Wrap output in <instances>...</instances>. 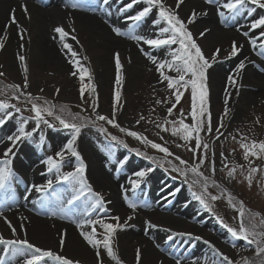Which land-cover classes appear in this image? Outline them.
<instances>
[{"label": "rangeland", "instance_id": "rangeland-1", "mask_svg": "<svg viewBox=\"0 0 264 264\" xmlns=\"http://www.w3.org/2000/svg\"><path fill=\"white\" fill-rule=\"evenodd\" d=\"M86 1L87 0H80L81 8L89 9L85 4ZM131 2L132 0H128L126 2H122L121 0L119 5L120 9H122L121 4H128ZM166 2L169 5L175 4V0H166ZM224 2H226V0H219V3ZM42 4L46 7L49 6L48 2H43ZM112 5L113 2L111 1L107 4L99 3L98 5H94V8H101L102 10L107 7V9H110ZM206 5L213 9L216 8V6H210L208 4ZM135 6L136 10L134 9V11H130L126 16L136 15L146 5L141 2L139 4H135ZM192 10L193 9L190 8L188 4H182L179 9V14L182 18L186 19ZM248 13H251V15ZM225 15L228 17L227 22L229 26L225 27L224 23L221 22L222 18L218 16L219 23L225 27L228 32L237 33V26H240L243 23L247 24V28L249 30V25L254 19L264 16V9H261L256 5H252L250 2H246L245 5L241 7L237 13H235L234 16L228 14L227 12H225ZM121 17H124V14H121ZM154 19H158L155 10L148 17L142 20V22L146 21V25L149 22L151 24L149 30H147L153 36L148 35L146 38H155L158 33L157 27H154L153 25ZM131 22L132 24L129 23L130 25L129 30L126 31L127 33H130L132 30L136 31L140 29L138 26H136L138 22ZM196 22L189 25L188 27L193 32L197 42L201 45L205 55L210 57L215 49H221V53L217 59V62L213 64L212 68L208 69L209 102L213 120V128L216 127L219 118L222 116L225 109V98L230 94L227 104V107L230 111L228 117H226L224 120L225 128L222 129L224 135L221 136L219 140H216L215 132H213L211 136H207L205 133H202V135H205V142L209 144V149L208 159L201 164L200 171L203 172L204 176L210 177L208 192L211 195H216L219 197V199L215 201H209V203L212 204L213 211H207L199 203V201L194 198L193 192H200L202 189L199 184L192 185L190 187L192 179H194L192 174L189 173L188 178L185 179V177L172 170L173 165L179 166L181 168L185 167L184 165L179 164V161L175 159V156H179L182 159L187 160L190 165L198 162L194 158L193 152L188 150V147L194 146V141L188 147H177V144H183L184 142L178 137H173L168 132L161 131L155 126V123L152 122L162 121L164 118L174 119L179 116L180 109H183L184 113L187 115L190 109L191 101L190 93H185L181 104L177 106L173 116L167 117L166 109L168 106H170V103L158 105L156 104V100L169 96L170 93L166 91L165 84L158 83L159 73L156 71L155 67L144 69V71H142L139 76V80L133 83L127 80V76H124L120 106L118 107L116 114V121L123 128L137 131L144 136H147L150 140L165 145L174 155L165 157L163 153L152 149L150 146L145 145L141 141L131 136H128L126 133L121 132L118 128H115L104 121H96L95 125L88 123L87 126L83 127L79 137L76 140L75 147L77 151L80 152L85 164L87 165L86 176L89 183H91L93 190L100 192L105 197L106 201H108L109 191L98 188L92 183L89 176L90 165L82 150V138L85 136H89L88 140L93 151L96 150V152L99 151L100 154L103 153L102 155L104 160H108L109 162L112 161L114 170L121 169L120 167H123L126 164L131 165L132 171L134 172V176L132 177L131 181L139 179L140 183L136 188H133L132 183L130 184V190L134 192L135 197L132 196L129 201L137 204V191H139V189L143 191L145 188L148 190L150 183L161 180L165 183V185L167 184L168 187H171L164 194V196H166V206L168 207L165 211H167L169 215L177 218L184 217L183 219H187V217L185 218L186 215L181 216V213H186L191 216V219H195L194 221L197 220L203 226H207V238L215 241L217 244L216 247L230 259L236 261H241L243 257H248L251 259L255 256V245H248L242 240H235L231 234L227 232V229L223 227L217 217L221 218L223 222L229 226L238 227V206L240 202H243L245 208L252 213H260L261 216H264V159L251 158V166L257 167L260 169V171L254 174L252 185L249 187L248 182L245 179V176L247 175V169L249 167V161L243 159V150L239 146V141L243 136H247L249 139L264 140V55L258 54L261 51H264L260 48V45L264 44V39H257L255 45L250 44L249 38L258 36L259 30H256L255 32L250 31L249 38L243 36V46L239 54L235 57H228L230 48L223 49L221 46L217 47L216 45L212 44V42L210 44L205 42L203 37L199 36V31L195 25ZM161 26H164L163 22H161ZM242 31L245 30L243 29ZM148 47L149 48L147 51L143 50V55H145L144 51H146L148 54L155 55L158 60L171 58L168 55V52L171 49H155L151 46ZM175 47L178 46H172L173 49ZM72 49L77 52L76 58L80 60L81 64L91 69L93 79L89 82L86 78L85 83H94L96 85L95 95L90 91H86L84 98L81 99L79 92L80 81L78 76L73 77L71 74L60 72L31 71L32 69L30 68L29 64V88L26 91L32 93L33 96L45 97L53 104L57 105L58 107L55 110L57 114H79L81 117L90 116L94 120L95 113L93 112L91 105L94 101H96V103H98V107L95 111L100 115L111 116L113 111L114 91L116 87L115 82L110 83L109 89L106 90L105 88L98 86L94 79V74L96 71V68L93 67V64L95 65L94 57L91 55V58L84 60L83 58L88 56L83 47ZM2 57H4L6 60L8 59L7 55L3 53L2 50H0V59ZM248 59L251 61L246 63L245 68L241 70L239 74H237L239 63L241 61L245 62ZM18 63L20 62L18 61ZM20 70L23 74L22 68ZM0 71L5 73L4 76L0 77V100L8 99L10 103H14L17 105V107L21 108L20 113H15L14 110H12L14 113V118L10 119L6 123L9 124L11 131L15 132L16 127H18L17 120L19 117H31L34 114L30 111L31 105L28 104L23 97H21L20 101L12 99L11 91L6 88L7 85L22 84L23 81H16L3 69ZM253 71L257 75L256 78H258L259 81L249 77ZM169 74L175 75L174 72ZM229 76H233L238 81L237 86L233 87L229 84ZM243 82H247L254 86L259 83L262 87H244ZM41 89H43V91H41ZM57 89L60 90L59 94H57ZM218 95H221L220 100L222 103L218 101ZM39 103L43 104V101H39ZM59 106H66L67 113H60ZM153 109H155V111H153ZM141 115L145 117L144 120H140ZM46 119L53 123L55 127L49 128L46 125L41 124L40 128L37 129V131L33 134L32 139L24 141L18 147V149H16L17 153L20 149H23L24 151L22 154L25 152H38L39 155L37 159H40L43 163L47 156H54L56 152L60 151L64 147L67 141L71 138V130L64 129L59 124V122L55 121L52 117H46ZM138 120H140L139 124H137ZM257 120H259V123L256 122ZM188 122L191 123V120L189 119ZM2 127L3 126H0V128ZM34 127V120H30L27 130L31 131ZM100 127L105 128L107 131L100 132L98 130ZM41 133L45 137L43 144H41L39 139ZM3 135L4 134L0 133V137ZM110 136H116L118 141H122L123 143L112 141ZM232 136H236L237 139L234 141ZM160 137H163V139ZM55 142H59V145L62 146L59 149L51 148L50 144L53 145ZM124 145H127V147ZM201 152H203V150H201ZM221 153L224 154L223 157L221 156ZM149 157L154 159H149ZM213 161L215 162V173L211 171ZM78 163L79 162L75 159V157H72L70 154L66 155L61 171H73ZM233 164L243 165L244 167L242 169H237L235 178H230L228 177L227 172L229 168L233 166ZM225 165H227V167H225ZM147 169L152 170L149 171L144 178L136 177V172ZM112 170L110 171L112 172ZM51 175V178L54 180V184H56L57 181L55 180V170H53ZM148 180L151 181L147 183ZM212 180H214L216 185H219V187L213 185L211 183ZM62 184L66 195L70 196L72 185L68 184L67 182H62ZM176 192L180 194L179 202L174 205L171 203L172 201L169 200V198ZM229 195H231L237 207H233L228 203ZM81 199L84 200V198ZM129 201H127L125 214L123 215H120L116 211L112 210L109 203H106L105 205V207L108 209L107 216H119L121 218V223H124L128 216L133 217V219L128 220V226L117 232L113 248L124 264H136V250L140 249L142 253L140 264H147V262H145L147 260L145 249H143L142 245L136 247L135 245H131L130 251L124 253L123 247L120 244V234L131 231L134 227H136L134 224L135 222L142 221L141 216L138 215L137 208L133 210L128 207ZM76 206L77 203L75 206H73V208L75 207L74 210H76ZM86 206L87 205L81 207L84 220L89 218L85 215ZM176 211H178V213ZM105 215L106 214L104 212H94L91 216V219L102 218L105 217ZM158 220V218L152 217L147 219V221L150 222H156ZM257 220H259V217H257ZM176 229L185 230L187 227L183 224H180L176 225ZM100 231H102V229L98 228V232ZM163 231L166 230L164 229ZM160 233L161 234L159 235V238L161 241L159 245L164 244V247L161 248V253L163 255H167L170 249L173 250L178 245L175 239H168L172 233ZM180 250H183V247H181ZM170 253H172V251ZM201 253L203 256L202 264H211V260L213 259L217 260L218 262L222 261V258L216 256L214 250L211 248L205 252L206 254L204 251ZM104 258L106 264H115L114 261L109 260L106 256ZM152 259L153 260L149 264H160L161 262L157 258ZM48 262L53 263V261L50 260ZM92 263L96 264V261H93Z\"/></svg>", "mask_w": 264, "mask_h": 264}, {"label": "snow or ice", "instance_id": "snow-or-ice-1", "mask_svg": "<svg viewBox=\"0 0 264 264\" xmlns=\"http://www.w3.org/2000/svg\"><path fill=\"white\" fill-rule=\"evenodd\" d=\"M105 4L108 0H103ZM143 2L146 6L142 8L136 15L129 16L128 19L140 22L148 17L153 11H156L158 19L153 20L154 27H157L158 33L155 38H146L143 35L129 34L121 31L118 27H113L112 31L116 36H128L138 43L142 42L145 45L151 46L155 49H171L168 52L170 59L158 60L155 55L147 54V58L155 66L156 71L159 73L158 83L165 84L166 91L170 93L169 96L160 98L156 100V104H169L166 113L167 117H172L177 106L181 104V101L185 93H190V109L186 115L183 109H180L179 116L174 119L164 118L162 121H152L155 126L163 132L170 133L173 137H178L182 140L183 144H177V147H188L194 141V146L188 147V150L193 152L194 158L198 161L195 164H189L187 160L182 159L179 156H175V159L179 161L180 165L185 167L181 168L179 166L173 165L172 170L179 173L181 176L188 178L189 173L192 174L194 179H192L191 185L199 184L202 191L193 192V196L199 203L209 212L213 211L212 204L209 201H215L219 199L216 195H211L208 192L210 177L204 176L203 172L200 171L201 164L208 159V149L209 144L205 142V133L207 136H211L215 132V139L219 140L221 136L224 135L222 129L225 128L224 120L229 115V109L227 107L230 94L225 98V109L222 116L219 118L216 127L213 128V120L210 109L209 102V86H208V69L213 67V64L217 62V59L221 53V49L217 48L212 53V55L206 56L201 45L197 42L194 37L193 32L189 29V25L194 24L200 15H207V12L198 13L195 9L191 11L188 17L182 18L179 14V9L184 0H175L174 5H169L166 0H132L131 3L126 5V9H131L135 4ZM204 2L210 6H216L217 14L222 18V23L225 27H228L227 22L228 17H226L225 12L234 16L241 7L245 5L246 2H250L252 5H256L261 9H264V0H226L224 3H219V0H204ZM70 7L73 9L80 8L81 5L79 0H71ZM22 11L26 16L30 18L27 5L21 6ZM89 11H95L94 8H89ZM251 15V13H248ZM163 22L164 26H161ZM13 25L17 26L18 35L21 40L24 39V35L27 29L19 25V21L15 15V9L10 13L9 23L4 27V34L0 35V50H3L8 39V29ZM259 30V35L249 38V33ZM210 30H205L199 33L200 37H204L206 32ZM240 31V29H238ZM54 32L59 35L61 41L65 38L71 36L72 41L79 43L77 36L71 33H75L76 29L71 26V33L66 31L63 26H57L54 28ZM244 37L249 38V43L252 45L256 44L257 39H264V16H260L258 19H254L250 25L248 31H242L241 33ZM172 46H178L174 49ZM24 45L21 44L20 48L23 49ZM63 47L71 53L70 64L73 67V71L70 73L73 77L79 78L80 81V96L81 99L84 98L85 92L90 91L92 94H96V85L94 83H85V79L90 82L93 79L91 69L85 67L81 64L80 60L77 59V52L72 49V46L68 43H64ZM260 48L264 50V44L260 45ZM242 49V45H239L237 41L233 40L231 42L230 51L228 52V57H235L239 54ZM143 51V49H141ZM259 55H264V51L258 53ZM17 59L20 62L21 68L23 70V83L22 84H12L7 85L6 88L11 91L12 99L17 101L21 100V97L31 105L30 111L34 114L31 117H19L17 120L18 127L14 133L9 134L6 137L8 146L0 153V191L8 188L13 180L19 181L16 171L13 167L14 158L17 156L18 147L26 140H31L33 134L40 128L41 124L46 125L49 128H54L55 125L51 123L46 117H52L55 121L64 129L71 130V138L67 141L64 147L55 153L54 156H47L46 160L43 161L47 165L48 173H52L55 170L56 176L55 180L57 182H67L72 185L71 193L69 198L66 200L61 196L58 197L59 205L55 211L51 212L52 216L59 215L62 219L70 217L72 207L76 205L77 201L81 198L87 202L85 215L89 217L88 219L79 221L72 219V223L75 224L76 228L79 230V235L82 239L94 250V256L96 264H106L105 256L114 261L115 264H124V262L117 255L113 248L116 234L119 230H123L128 226V220L133 219L132 216H128L124 223H121V218L119 216H107L108 209L105 207L106 203H110L105 200V197L100 193L93 190L91 183H89L86 176L87 165L80 152L77 151L75 143L77 138L81 133V129L87 126L88 123L95 125L96 121H104L105 123L118 128L121 132L126 133L145 145L150 146L165 155V157L173 156L174 154L163 144L156 143L150 140L147 136L143 134L132 131L127 128H123L116 121V114L118 107L120 106L122 87L124 83L123 74V64L121 63L120 54L118 52L114 53L115 61V91H114V102L113 111L111 116L100 115L96 112L98 103L94 101L92 103L93 112L95 113V119L92 117H81L79 114L67 113L66 106H59L60 113H67V115L57 114L55 111L57 105L53 104L50 100L42 96H33L32 93L27 92L29 88V66L27 63V58L21 52L17 53ZM84 60H88V57H84ZM244 61H241L237 68V74L245 68ZM3 66L0 65V68ZM175 73L171 75L169 73ZM5 73L0 71V77L4 76ZM228 82L233 87L237 86L238 81L233 77H228ZM43 91V89H41ZM59 94V89L56 90ZM98 99V96H97ZM43 101V104L39 103ZM20 113L21 108L17 107L16 104L10 103L8 99L0 100V126H4L10 119L14 118V113ZM155 111V109H153ZM143 115L140 116V120H144ZM189 119L191 123H189ZM30 120H34L35 127L29 131L27 126ZM137 121V124L140 123ZM259 123V120L256 121ZM100 132H106L107 130L103 127L98 129ZM163 139V137H160ZM41 144L44 143L45 137L41 133L39 136ZM112 141H117L118 143H123L118 141L116 136H110ZM235 141L236 136H232ZM0 143H4V138H0ZM127 147V145H124ZM239 146L243 150V159L249 161V167L247 169V175L245 179L248 182L249 187H251L253 182L254 174H256L260 169L251 166V158L264 159V140L249 139L247 136L241 137L239 141ZM203 150V152H201ZM71 155L79 162L73 171L62 172L61 168L65 161L66 155ZM141 154V153H138ZM214 155V153H213ZM223 153L221 156L223 157ZM149 159H154L149 157ZM227 167V165H225ZM243 165L233 164L229 168L227 175L230 178H235V174L238 168H243ZM152 169H147L144 171H138L135 173L136 177L144 178L149 171ZM211 171L215 173V162H212ZM133 188L139 186L140 180L131 181ZM213 185H216L214 180L211 181ZM54 180L52 178L47 179L46 184L43 185H32V189L36 192H47L49 189H53ZM228 203L233 207H237L234 203L231 195L228 196ZM128 207L135 210L138 205L129 201ZM94 212H104L105 217L98 219H91ZM238 216L239 225L238 227H232L224 223L219 217L217 219L227 229V232L235 240H242L248 245H255V256L254 258L243 257L241 261H236L230 259L227 255H224L219 249H216L214 245L210 242L204 241V243L209 244L213 248L216 256L221 257L222 261L211 260V264H264V216L260 213H252L247 210L243 202L239 203L238 206ZM0 217H3L5 223L10 229L14 237L17 236V228L13 226L10 220L6 216H3V212L0 211ZM259 217V220H257ZM23 219H27L26 217ZM148 228L157 227V225L152 224L150 221L146 222ZM23 228V224H21ZM88 230H85V229ZM98 228L102 231L98 232ZM20 239H7L2 234H0V245H3L4 256H0V264H7L5 257L9 260H15L17 257L22 258L19 264H48V261H53L55 264H80L78 260L70 258L63 255V248L66 243L67 232L66 230L60 234L59 247L60 251H54L51 248H41L33 243H31L26 238ZM173 235H188L190 239L201 240L200 236H193L191 233H174ZM169 240L173 239V236L168 237ZM159 247V245H157ZM142 258V253L140 249L136 250V264H140ZM160 264H163L161 261ZM175 264H181L180 258H175ZM195 264V262H194Z\"/></svg>", "mask_w": 264, "mask_h": 264}, {"label": "bare ground", "instance_id": "bare-ground-1", "mask_svg": "<svg viewBox=\"0 0 264 264\" xmlns=\"http://www.w3.org/2000/svg\"><path fill=\"white\" fill-rule=\"evenodd\" d=\"M111 1L113 5L110 9L106 7L101 10V8H94V5L104 3L103 0H87L85 3L87 7L95 9V11H89L81 7L80 9H73L70 7L71 0H0V35L4 34V27L9 23L10 13L13 9H15L19 25L27 29L23 40L18 35L16 25L7 30L8 39L2 51L8 59L6 60L4 57L0 59L2 69L16 81L22 82L21 65L17 60V53L21 52L26 56L31 71L70 74L74 70L69 62L71 53L63 47L64 43H68L72 48L83 47L88 58H91V55L94 57L95 65L93 64V67L96 68L94 79L98 86L105 88V90L109 89L110 83L115 82L114 53L116 52L120 54L123 74L127 76V80L131 83L138 81L144 69L155 67L146 55L149 47L142 42L138 43L129 39L127 36H116L112 31L113 27H118L123 32L129 30V23L132 24V20L127 18L130 15H126L130 11L136 10V6L126 9L127 4H121L122 9H120L121 0H108V2ZM126 1L128 0H122V2ZM43 2H48L49 6H43ZM25 4L28 7L30 18L21 9V6ZM185 4H188L190 8L195 9L198 13L207 12V15L198 16L195 24L199 33L210 30L203 37L205 42L209 44L212 42L217 47L221 46L223 49H229L231 42L235 40L243 46L241 31L243 29L248 31L246 23L237 26V33L234 31L235 34L230 33L219 23L217 8L213 9L207 6L204 0H184ZM121 14H124V17H121ZM73 24L76 29L75 33H71ZM150 25V22L146 25V21H140L136 24L140 29L136 31L131 29L132 31L129 34L145 37L148 35L153 36L148 31ZM57 26H63L66 31L76 35L79 43L72 41L71 36L61 41L59 35L54 32V28ZM21 44L24 45L23 49L20 48ZM141 49L146 50L144 51L145 55H143ZM250 61L248 59L244 63ZM2 69L0 68V70ZM249 77L259 81L254 71ZM243 86L262 87L259 83L254 86L247 82H243ZM220 97L221 95H218L219 102H221ZM0 129V133L4 134L0 137L4 138V143H0V153H2L8 146L6 137L14 132L11 131L9 124ZM88 138L89 136L82 138V150L90 165L89 176L91 181L98 188L109 191L110 208L123 215L125 214L127 201L132 196L135 197L134 192L130 190L131 179L134 176L132 167L126 164L120 167L121 169L114 170L112 161L104 160L103 153L100 154L99 151L92 150ZM59 144V142H55L50 145L51 148L59 149L62 146ZM22 152H24L23 149H20L13 162L14 170L20 178L19 181L13 180L8 188L0 191V211L17 228V236L12 235L3 217H0V234L7 239H24L26 231V238L31 243L41 248L60 251V234L66 230L67 238L62 254L78 260L80 264H93L92 262L95 261L94 250L82 239L79 230L72 223V219L84 220L81 207L87 205V203L83 199L80 202L77 201L76 210H74L75 207H72L69 218L62 219L59 215L52 216L51 212L55 211L59 205L58 197L62 196L66 200L69 196L66 195L62 182H57L53 185V189H49L47 192L41 193L33 190L32 185L46 184L47 179L51 178L52 175L48 173L47 165L37 159L38 152H25L23 154ZM149 181L151 180H148L147 183ZM170 188L161 180H157L150 183L148 190L145 188L143 191L140 189L137 191V212L142 221L135 222L136 227L131 231L120 234V244L124 253L130 251L131 245H135V247L142 245L145 249L147 259L145 262L147 264L153 260L152 258L159 259L163 264H175V258H180L181 264H194V262L195 264H202L203 256L201 252L204 251L205 253L211 248L204 241L210 242L216 249H218L217 244L207 238V226H203L197 220V222L194 221L195 219H191V216L186 213H181V216L186 215L185 218L187 217L188 220L183 219L184 217L171 216L165 211L168 207L166 206V196L164 194ZM179 193L176 192L169 198L172 204L175 205L179 202ZM176 212L178 213V211ZM25 217L27 219H23ZM150 217L159 219L156 222H151L157 227H147L146 222ZM21 224H23V228H21ZM180 224L185 225L187 229H176V225ZM164 229L168 234L172 233L173 239L176 240L178 245L173 250L170 249L167 255L161 253L164 244L159 245L161 241L159 238L160 232L167 233L163 231ZM174 233H191L193 236H200L202 239H190L188 235H173ZM181 247H183V250H180ZM3 248L4 246L0 245V256H4ZM171 251L172 253H170ZM5 259L7 264H19L22 258L17 257L15 260H9L5 257ZM48 264H55V262H48Z\"/></svg>", "mask_w": 264, "mask_h": 264}]
</instances>
